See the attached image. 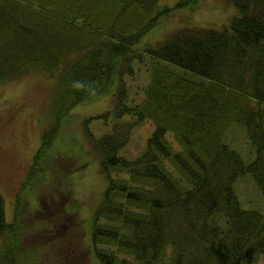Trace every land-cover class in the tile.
I'll return each instance as SVG.
<instances>
[{
	"label": "trees",
	"instance_id": "16d2710c",
	"mask_svg": "<svg viewBox=\"0 0 264 264\" xmlns=\"http://www.w3.org/2000/svg\"><path fill=\"white\" fill-rule=\"evenodd\" d=\"M158 1L0 0V83L31 74L57 78L52 123L16 194L10 223L0 194V264H79L82 251L73 238L63 236L52 259L30 255L22 242L30 213L41 205L56 209L45 186L56 193L73 186V173L54 176L60 160L49 153L62 124L77 105L107 95L112 109L91 118L111 116V129L100 137L86 130L106 180L98 206L87 224L77 221L79 204L84 207L78 200L71 212L64 209L40 227L52 235L64 225L89 233L83 248L91 246L93 264H256L264 257V213L243 209L233 190L239 177L251 174L264 197V0H225L237 15L222 29L182 28L156 47H137L161 16L199 5L179 0L158 10ZM144 57L150 82L143 100L128 104L126 79ZM177 67L207 81L193 82ZM143 121L154 127L151 136L127 158L122 151ZM234 124L255 150L249 164L225 142L227 135L236 140Z\"/></svg>",
	"mask_w": 264,
	"mask_h": 264
},
{
	"label": "rangeland",
	"instance_id": "374dc122",
	"mask_svg": "<svg viewBox=\"0 0 264 264\" xmlns=\"http://www.w3.org/2000/svg\"><path fill=\"white\" fill-rule=\"evenodd\" d=\"M178 1L159 0L158 10L165 6L172 9ZM236 15V10L225 0H200L197 7L177 8L161 16L158 24L142 37L137 47L144 45L156 47L182 28L220 30ZM144 59L149 62L148 57ZM146 65L138 61L133 63L134 69L137 72L142 71L144 75L126 79L129 90L128 104H137L143 100V91L142 89L138 91V87L145 85L150 78L145 71ZM56 80V76L31 74L21 79L0 83V194L4 199L5 219L9 223L13 219L16 194L24 183L33 155L40 146L43 132L52 123ZM142 80L144 83H140ZM112 107V95L79 104L69 112V118L62 124L49 152L52 160H60V168L53 174L55 176L61 171L66 174L73 173L74 183L72 187L63 184L58 193L48 192L51 187L47 184L45 186L47 191L39 192L52 199L56 209L41 205L40 211L35 210L28 216L26 223L30 231L28 235L24 233L22 245L29 250L30 255H47L52 259L56 255L55 252L62 248V237L67 236L68 239L73 238L77 241L81 248L78 263L93 264L89 257L91 246L83 248V243L88 242L90 238L89 233L82 235L70 231L69 227L64 225L60 233L52 235L55 232H48L40 225L55 221V217L60 213L65 215L64 209L71 212L78 200L83 202L84 207L79 204L77 221L81 219L85 224L89 223L106 187V180L100 172L99 160L86 130L95 137L108 132L112 125L111 116L108 120L91 117L107 112ZM123 118L129 119L128 116ZM235 128L238 135L236 140H229L227 135L225 142L237 150L243 161L249 164L255 157V150L246 136L245 129L237 124H234L232 129ZM153 129L148 121L135 126L131 132L128 150H123L122 154L127 158L137 156L145 147ZM167 138L173 147L178 149V142L169 134ZM233 190L243 209L264 213V197L251 174L239 177L233 184ZM70 191L73 195L67 199L66 192ZM35 195L37 198L40 197L39 194ZM28 202L32 207L37 205L33 194L28 198ZM72 223L71 220L67 221L69 226L73 225ZM256 264H264L262 255H258Z\"/></svg>",
	"mask_w": 264,
	"mask_h": 264
},
{
	"label": "bare ground",
	"instance_id": "6f19581e",
	"mask_svg": "<svg viewBox=\"0 0 264 264\" xmlns=\"http://www.w3.org/2000/svg\"><path fill=\"white\" fill-rule=\"evenodd\" d=\"M198 1H199V3H200V0H198ZM190 8H191V7H190ZM179 30H180V29H179ZM140 61H141L142 63H144V65L147 64L146 66H148V63L145 61V59L141 58ZM146 66H145V71H146V72L148 73V75H149V70H148V68H147ZM132 67H133V64H132ZM168 67L171 68V64H168ZM133 69H134V67H133ZM177 72H178V73H181V74H180L181 76H183V77H185V78H187V79H190L191 81L196 82V83H201V82L204 83V82L207 81V80L205 79L206 77H204V76H202V75H200V74H195V73L191 72L189 68H185V69L183 70L182 68L177 67ZM133 75H134V76H143L144 73H143L142 71L137 72L136 69H134V70H133ZM134 76H133V77H134ZM133 77H127V78H133ZM149 82H150V78H149V80L147 81V83H146L145 85L143 84L142 87H138V88H139L138 91H140V89H142V91H143V97H144V89H145L146 85H148ZM140 83H144V81L142 80V82H140ZM138 88H137V89H138ZM137 89H136V90H137ZM127 91H129V90H128V86H127Z\"/></svg>",
	"mask_w": 264,
	"mask_h": 264
}]
</instances>
